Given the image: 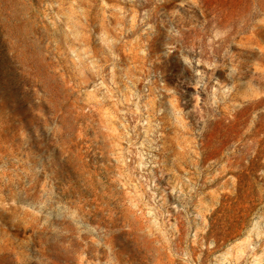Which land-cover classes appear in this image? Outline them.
Instances as JSON below:
<instances>
[{
	"label": "rangeland",
	"instance_id": "374dc122",
	"mask_svg": "<svg viewBox=\"0 0 264 264\" xmlns=\"http://www.w3.org/2000/svg\"><path fill=\"white\" fill-rule=\"evenodd\" d=\"M0 264H264V0H0Z\"/></svg>",
	"mask_w": 264,
	"mask_h": 264
}]
</instances>
